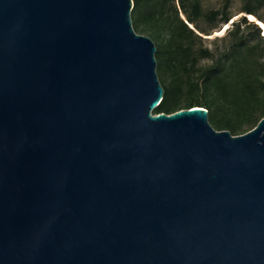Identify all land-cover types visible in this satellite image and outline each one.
<instances>
[{
  "label": "water",
  "instance_id": "1",
  "mask_svg": "<svg viewBox=\"0 0 264 264\" xmlns=\"http://www.w3.org/2000/svg\"><path fill=\"white\" fill-rule=\"evenodd\" d=\"M133 7L0 0V264H264V116L153 113Z\"/></svg>",
  "mask_w": 264,
  "mask_h": 264
},
{
  "label": "trees",
  "instance_id": "2",
  "mask_svg": "<svg viewBox=\"0 0 264 264\" xmlns=\"http://www.w3.org/2000/svg\"><path fill=\"white\" fill-rule=\"evenodd\" d=\"M230 0L206 9L203 0H134L132 20L137 32L157 40V71L164 97L153 113H172L202 106L217 129L242 134L264 116V35L247 15L233 21L228 48L214 57L196 47L204 34L229 23ZM244 12L264 22V16L245 0ZM244 28H252V34ZM213 58L206 66L201 61Z\"/></svg>",
  "mask_w": 264,
  "mask_h": 264
},
{
  "label": "rangeland",
  "instance_id": "3",
  "mask_svg": "<svg viewBox=\"0 0 264 264\" xmlns=\"http://www.w3.org/2000/svg\"><path fill=\"white\" fill-rule=\"evenodd\" d=\"M251 5L264 16V0H250ZM225 0H203L204 6L206 9L210 8H220L223 6ZM245 0H230L229 4V12L233 15V18L227 24H223L221 27L215 28L211 31L210 34H204V39L201 42L200 40L196 41V47L199 48L203 46L204 48H209L214 52V57L218 56L226 48H228L230 42L233 39V36L229 34V31L233 28V21H238L242 16L247 15L249 20H253L258 22V19L255 15L247 14L244 12ZM253 17V19L251 18ZM262 30V35H264V26L258 23ZM242 29L248 31L249 34H252V28H244ZM143 35H147L153 39L155 44L157 45V40L150 36L147 32H138ZM213 58H206L201 61V65L206 66L212 63Z\"/></svg>",
  "mask_w": 264,
  "mask_h": 264
},
{
  "label": "bare ground",
  "instance_id": "4",
  "mask_svg": "<svg viewBox=\"0 0 264 264\" xmlns=\"http://www.w3.org/2000/svg\"><path fill=\"white\" fill-rule=\"evenodd\" d=\"M251 18L253 19V17L251 16ZM258 22L261 24V25H263L264 26V22H262V21H260V20H258Z\"/></svg>",
  "mask_w": 264,
  "mask_h": 264
}]
</instances>
